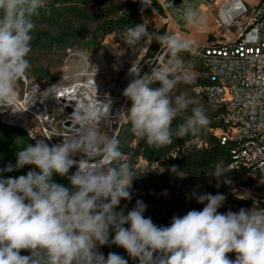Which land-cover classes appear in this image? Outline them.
<instances>
[{"label":"clouds","instance_id":"obj_1","mask_svg":"<svg viewBox=\"0 0 264 264\" xmlns=\"http://www.w3.org/2000/svg\"><path fill=\"white\" fill-rule=\"evenodd\" d=\"M140 2L144 7L152 4L151 0ZM46 7L47 0H0V108L15 102L17 82L31 67L27 57L36 28L33 17ZM180 18L186 26L204 19L192 5L185 7ZM122 38L133 50L155 41L170 54L165 66L146 61L152 67L144 75L139 63H132L129 75L135 78L123 91L131 101L126 112L132 133L149 146L170 145L173 121L195 104L184 94L172 95L182 79L184 83L195 80L180 56L191 52L195 42L150 33L144 22L126 28ZM181 72L186 75L181 77ZM156 82L160 86L151 87ZM105 104L110 108L111 100L75 107L69 120L76 130L62 136L61 143L50 146L29 130L35 144L18 151L14 165L10 162L0 168V264H128L115 252L105 257L95 250L97 244L121 247L139 264H264V208L221 213L218 209L226 196L205 193L195 197L198 203L206 202L202 211L173 216L170 226H157L151 217L146 218L147 205L139 199L131 210L125 212V205L117 211L121 200L132 199L133 181L138 177L120 151L119 140L101 131ZM208 124L205 110L191 107L183 123L176 125L175 137L195 136ZM77 154H82L80 159H74ZM26 165H34L39 172L3 177ZM74 166L76 171L68 175ZM171 171L177 172L176 166ZM54 174L67 177L71 187L53 182ZM212 177H223L222 170L216 169ZM229 253H235V259Z\"/></svg>","mask_w":264,"mask_h":264},{"label":"built area","instance_id":"obj_2","mask_svg":"<svg viewBox=\"0 0 264 264\" xmlns=\"http://www.w3.org/2000/svg\"><path fill=\"white\" fill-rule=\"evenodd\" d=\"M178 1L180 4L176 5ZM193 1L159 0L162 11L167 14L166 23L176 27L172 35L181 36L186 25L180 27L169 12L177 10L181 14ZM198 1L202 7L199 13L206 20L209 10L219 0ZM216 22L224 31L222 39L191 52L206 70V81L197 92L207 104L221 111L219 119L230 127L229 139L235 142L236 149L229 170H243L258 179L262 188L260 193L252 192L244 185L243 190L256 197L258 209L264 208V2L223 0ZM66 53L68 63L54 80L28 82L24 77L19 81L18 84L25 87L24 93L20 97L17 92L14 103L0 108V120L23 129L27 134L31 130L37 140L43 139L51 146L61 143L62 136L67 137L76 130L69 120L75 107L99 105L110 99V108L102 105L105 115L100 128L103 134L119 139L131 103L123 96V91L135 78L129 75L130 68L118 78H111L100 66L92 70L75 66L73 62L81 55L74 49L69 48ZM165 56V52L160 51L153 57L139 59L133 66L139 63L141 75H144L150 73L152 67L146 61L164 66ZM46 137L52 138L48 140ZM81 156L77 154L74 159ZM225 185L237 189L241 182L227 178Z\"/></svg>","mask_w":264,"mask_h":264},{"label":"trees","instance_id":"obj_3","mask_svg":"<svg viewBox=\"0 0 264 264\" xmlns=\"http://www.w3.org/2000/svg\"><path fill=\"white\" fill-rule=\"evenodd\" d=\"M264 2V0H261ZM80 5H85L80 7ZM156 8L158 4L153 0ZM93 6L91 15L87 12V6ZM95 8V9H94ZM97 9V10H96ZM143 9V10H142ZM36 28L33 31V40L31 41V52L38 49L46 51L61 50L63 53L69 48L75 50V45L82 39L94 38L100 41L110 35H114L117 40L122 39L124 31L128 27H134L137 24H148V31L155 34H165V30L155 32L152 22L150 8L144 7L140 0L136 4L128 7L125 11L109 5L105 0H47V7L40 10V14L33 17ZM91 25L92 29L87 28ZM96 25V26H95ZM93 26H95L93 28ZM160 45L154 41L151 52L155 55L160 52ZM154 54H148L147 57H153ZM183 55V54H181ZM166 57H170L167 52ZM182 57V56H181ZM185 66L190 64L188 58L183 59ZM45 76V75H44ZM41 79H46V77ZM206 80L194 81L195 86H201ZM19 83V81L17 82ZM153 86V85H152ZM209 105V104H208ZM191 105L187 112L178 116L173 121V143L160 148L149 146L144 139L136 137L131 130L121 132L119 136V149L124 154L125 159L133 166L136 177L133 181L132 199L127 201L133 208L136 200H142L147 209L145 217H151L157 226H170L169 221L161 220L157 217V209L160 201L157 195L164 191L161 185H156L154 180L141 167H137L139 159H142L150 166L158 165L167 172H172V166H176L177 172L186 171L193 175H212L216 169L223 170L224 179H235L243 183L245 187L255 193H260L262 188L253 184L251 175L243 170H229L234 162L233 151L236 144L230 140L231 130L220 119L221 111L214 109L209 105L203 108L209 119V124L201 129L195 136H186L184 138L175 137L176 125L183 123V118L191 113ZM216 130H222V137L215 135ZM226 139V141H223ZM28 144H35V141L29 139L28 134L21 128L8 125L0 120V168L6 167L10 162L16 163V153ZM135 145V146H134ZM29 171H37L34 165H26L21 169L12 172L3 173L4 178L19 177L27 175ZM76 171L73 167L69 170L71 175ZM53 182L65 187H71L67 177L54 174ZM137 191L138 196H135ZM237 203L243 204L238 200ZM249 204H245L248 206ZM258 209V208H256ZM120 207L117 208V211ZM128 225H125L127 227ZM114 233L110 235V239ZM100 253L107 257L108 253L115 252L128 261V264H139V261L131 258L127 252L116 245L100 246ZM27 254V251H22ZM235 259V253L232 254Z\"/></svg>","mask_w":264,"mask_h":264},{"label":"rangeland","instance_id":"obj_4","mask_svg":"<svg viewBox=\"0 0 264 264\" xmlns=\"http://www.w3.org/2000/svg\"><path fill=\"white\" fill-rule=\"evenodd\" d=\"M159 8H156L151 0V5L149 6L150 12L152 14V22L154 26V31L165 30V34L172 35L176 31V27L172 23H166L167 14L164 13L160 7L159 0H154ZM223 1V0H222ZM256 3L257 0H251ZM109 5L114 7L122 8L124 11L136 4L137 0H105ZM78 5L82 8L85 5ZM221 3H216L208 12V18L203 20L202 23L196 26H187L186 30H182L181 37H187L192 39L195 42L194 50H198L203 46H209L217 43L222 39L223 30L218 28L216 18L219 5ZM192 6L201 10V6L198 0L192 2ZM180 9H184L183 6H179ZM87 12L89 15L93 13V6L88 5ZM95 9V8H94ZM97 10V9H96ZM169 15L173 20L177 21V24L182 27L185 23L180 18V14L177 10H171ZM96 26V25H95ZM93 26V28L95 27ZM147 26H149L147 24ZM87 28L92 29L91 25H87ZM154 41L151 45L144 47L143 43L141 46H137L135 50L130 48L128 44L122 39L117 40L114 35L106 37L104 40L100 41L98 39L89 38L82 39L78 44H76L75 52L80 53L81 58L75 60L73 64L75 66H85L89 69H95L97 66H100L103 71L111 78H118L129 68H131L132 63L134 64L141 58L147 57L148 54H154L151 52ZM160 51H164L165 54L167 50L160 46ZM191 51V52H192ZM191 52H182L180 56L182 58H188L191 62L186 67L187 70L195 73V80H205L206 79V70L201 62H198L193 58ZM183 54V55H181ZM155 55V54H154ZM27 59L30 61L31 67L27 70L26 79L27 81L41 79L44 75L47 82L54 80L63 68L68 63V56L65 51L54 50L46 51L43 49H38L36 51L30 52ZM170 57H164V66L167 65V61ZM185 62V61H184ZM178 75L184 77L185 72H181ZM159 82H156L151 87H159ZM199 86H195L193 83H184L183 79L177 83L175 89L173 90L172 95L184 94L191 100L195 101L194 106H201L202 108H208L209 105L205 99L198 94ZM24 86H21L17 83L16 91L18 96H22L24 93ZM131 108V103L128 109ZM1 119V118H0ZM125 130H131V124L128 119V113L126 112V123L123 126L122 132ZM215 135L221 138L223 135L222 130H216ZM135 146V145H134ZM137 167H141L143 171L147 173V176L151 177L156 185H161L164 188V191L157 195L158 200L160 201V206L157 209V217L161 220H166L171 222L173 216H183L191 210L202 211L203 207L206 205L198 203L196 196L202 195L205 193L217 194L221 193L226 196V200L223 206L218 209L219 212L224 213L228 210L233 212H238L239 209L244 208L250 210L252 207L254 209L258 208V203L256 197L253 195L247 194L243 190V183L241 182V187L237 189H229L225 185L224 176L219 179L212 177V175H193L189 172H167L162 167L158 165L150 166L148 163L139 159ZM183 177H181L180 175ZM223 174V170H222ZM253 184L259 185L258 179L256 177H251ZM135 196H138L137 191H135ZM235 200L243 202V204L237 203ZM245 204H249L245 206ZM125 208V212L132 209L129 203L126 200H121L120 209ZM96 251L100 252L99 245L97 244ZM22 255H28L21 252ZM233 253H229L228 256L230 259H233Z\"/></svg>","mask_w":264,"mask_h":264},{"label":"crops","instance_id":"obj_5","mask_svg":"<svg viewBox=\"0 0 264 264\" xmlns=\"http://www.w3.org/2000/svg\"><path fill=\"white\" fill-rule=\"evenodd\" d=\"M218 3H222V0H219ZM184 26H185V24L182 27H184ZM186 29H187V26L185 27L184 30H186Z\"/></svg>","mask_w":264,"mask_h":264},{"label":"water","instance_id":"obj_6","mask_svg":"<svg viewBox=\"0 0 264 264\" xmlns=\"http://www.w3.org/2000/svg\"><path fill=\"white\" fill-rule=\"evenodd\" d=\"M180 4V2L178 1V2H176V5H179Z\"/></svg>","mask_w":264,"mask_h":264},{"label":"bare ground","instance_id":"obj_7","mask_svg":"<svg viewBox=\"0 0 264 264\" xmlns=\"http://www.w3.org/2000/svg\"><path fill=\"white\" fill-rule=\"evenodd\" d=\"M97 248V247H96ZM96 250V249H95Z\"/></svg>","mask_w":264,"mask_h":264}]
</instances>
